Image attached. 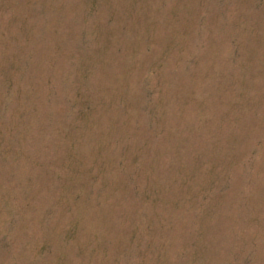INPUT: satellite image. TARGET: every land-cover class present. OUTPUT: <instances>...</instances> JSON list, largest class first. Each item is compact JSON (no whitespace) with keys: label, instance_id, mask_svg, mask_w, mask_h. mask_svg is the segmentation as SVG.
Here are the masks:
<instances>
[{"label":"rangeland","instance_id":"1","mask_svg":"<svg viewBox=\"0 0 264 264\" xmlns=\"http://www.w3.org/2000/svg\"><path fill=\"white\" fill-rule=\"evenodd\" d=\"M0 264H264V0H0Z\"/></svg>","mask_w":264,"mask_h":264}]
</instances>
